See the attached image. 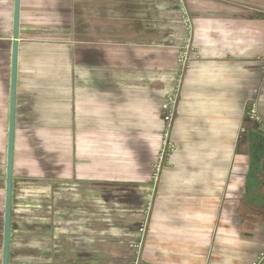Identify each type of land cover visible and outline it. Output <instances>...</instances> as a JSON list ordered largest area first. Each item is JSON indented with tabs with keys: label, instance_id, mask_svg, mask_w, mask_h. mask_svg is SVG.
<instances>
[{
	"label": "crops",
	"instance_id": "1",
	"mask_svg": "<svg viewBox=\"0 0 264 264\" xmlns=\"http://www.w3.org/2000/svg\"><path fill=\"white\" fill-rule=\"evenodd\" d=\"M70 2L80 6V0ZM185 4L195 26L193 44L199 59L189 83L222 84V92L231 97L228 102L242 107L251 96L260 121L243 117L242 107L226 113V118L238 120L237 128L228 133L237 136L240 165L235 183H228L235 152L230 142L219 149L212 166L207 159H196L194 147L185 154L177 148L160 178L171 192L159 200L154 192L143 264H251L264 251V0H185ZM13 7L14 0H0V52L9 68L6 89L0 82V264ZM52 7L53 0H20L19 5L8 264H80V213L83 232L113 258L110 244L127 248L136 239L141 212L151 195L144 168L151 169L156 148L147 144L144 152L133 149V142L121 135L126 127L118 125L126 121L116 122L109 103L80 101L78 49L67 48L61 57L54 56L52 43L43 50L32 47L52 38L46 30L29 26L34 24L32 10L39 8V19L51 23L47 8ZM246 88H251L247 94ZM241 126L244 133L239 136ZM150 131L152 140L161 136L160 129ZM85 135L94 136L100 157L114 154L121 159L126 175L114 176L120 186L109 188L111 201L91 183L101 182L100 176L105 178L113 168L110 164L116 163H77L76 140ZM143 156L146 163L139 172L136 161ZM127 184H135L134 191L123 186ZM227 189H233L231 198Z\"/></svg>",
	"mask_w": 264,
	"mask_h": 264
},
{
	"label": "rangeland",
	"instance_id": "2",
	"mask_svg": "<svg viewBox=\"0 0 264 264\" xmlns=\"http://www.w3.org/2000/svg\"><path fill=\"white\" fill-rule=\"evenodd\" d=\"M70 4V0H53L52 9L47 8L51 23L39 19V8L32 10L34 24L30 23L29 26L37 31L46 30L50 36L52 34V38L46 41H35L40 46L32 47L43 50L50 48L49 44L52 43L54 56L60 53L58 55L61 57L67 48L78 49L80 101L109 103L113 109L110 113L116 122L126 121V124L118 125L126 127L121 135L133 142V149L144 152L147 144L156 148V152L151 153L154 156L151 169L144 168L147 156H143L140 160L137 158L138 171L144 168L151 181L164 129L162 105L176 96L170 126V140L176 151L179 148L180 154H185L188 148L194 147L198 151L195 152L196 159H207L212 166L220 154L219 149L230 142L235 152L228 183H235L240 165L236 152L237 136L228 133L237 128L238 120L226 118V113H233L242 106L228 102L231 97H226L222 92V84L205 86L194 81L189 83L194 78L192 73L199 59L193 44L195 26L185 0L183 6L190 19V32L184 22L179 0H80L78 8ZM53 62L60 63L62 60L54 59ZM8 70V59L0 52V82L4 89L8 86ZM250 91L251 88H246L245 94ZM251 103L250 96L242 107L243 117L251 108ZM151 129L162 131L157 140L149 136ZM76 141L77 163L104 160L116 163L109 165L113 168L105 172V178L103 174L100 176L101 182L91 183L111 201L110 193L113 192L109 188L120 186L115 183L114 176L126 175L119 164L121 159L114 154L100 157V150L92 135L79 136ZM167 164H162L159 171L155 189L157 200L163 198L166 192H171V188L166 190L160 180ZM123 186L134 191L136 185ZM231 191L233 189L226 191L230 198ZM82 192L80 188V194ZM83 207L84 204L80 202V209ZM82 222L83 215L80 213V264L131 263L135 255L133 249L110 244L114 248L113 258H110L104 245L92 243L94 238L83 232Z\"/></svg>",
	"mask_w": 264,
	"mask_h": 264
},
{
	"label": "built area",
	"instance_id": "3",
	"mask_svg": "<svg viewBox=\"0 0 264 264\" xmlns=\"http://www.w3.org/2000/svg\"><path fill=\"white\" fill-rule=\"evenodd\" d=\"M181 6H182V15L184 18L185 24L188 26L189 32L191 31V23L190 19L188 17V13L185 10L183 6V0H179ZM189 40L187 41V43ZM186 48H188V44L186 45ZM262 60L264 62V55L262 57ZM262 72H264V64L262 65ZM179 82V81H178ZM175 99L176 96H172L169 98L167 102H165L162 105L163 109V124L164 129L161 136L162 142L161 147L159 149V155L158 158L155 160V163L153 164V168L155 169V173L151 176L150 181V187H151V195L149 200L146 202L144 209L141 212L140 222L137 227V239L128 244V247L130 249L134 250V257L130 264H140L143 262L142 259V248L144 246V241L146 237V232L148 228V222L151 214L152 209V200L154 196V192L156 189V185L159 178V171L161 169L162 164H167L170 160V157L174 155V152L176 151L174 143L170 140V126L173 121L174 117V105H175ZM246 116L251 121L259 122V116L257 111L254 109L253 106L249 109V111L246 113ZM244 133L243 128H239L238 135ZM264 259V251L251 263V264H261Z\"/></svg>",
	"mask_w": 264,
	"mask_h": 264
},
{
	"label": "water",
	"instance_id": "4",
	"mask_svg": "<svg viewBox=\"0 0 264 264\" xmlns=\"http://www.w3.org/2000/svg\"><path fill=\"white\" fill-rule=\"evenodd\" d=\"M19 5H20V0H14L13 34H12V49H11V64H10L9 115H8V129H7V164H6V179H5L2 264H8V260H9L12 177H13V150H14V130H15V95H16V78H17V58H18Z\"/></svg>",
	"mask_w": 264,
	"mask_h": 264
}]
</instances>
